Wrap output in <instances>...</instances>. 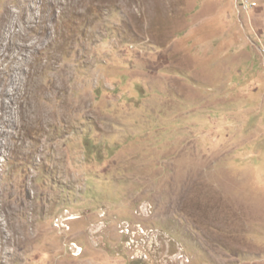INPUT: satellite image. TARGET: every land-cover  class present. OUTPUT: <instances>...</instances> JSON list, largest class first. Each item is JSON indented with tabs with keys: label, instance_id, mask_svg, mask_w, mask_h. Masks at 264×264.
I'll return each instance as SVG.
<instances>
[{
	"label": "rangeland",
	"instance_id": "obj_1",
	"mask_svg": "<svg viewBox=\"0 0 264 264\" xmlns=\"http://www.w3.org/2000/svg\"><path fill=\"white\" fill-rule=\"evenodd\" d=\"M0 264H264V0H0Z\"/></svg>",
	"mask_w": 264,
	"mask_h": 264
}]
</instances>
